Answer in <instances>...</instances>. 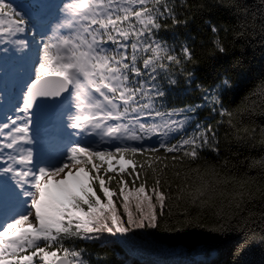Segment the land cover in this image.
<instances>
[{"label":"snow or ice","instance_id":"1","mask_svg":"<svg viewBox=\"0 0 264 264\" xmlns=\"http://www.w3.org/2000/svg\"><path fill=\"white\" fill-rule=\"evenodd\" d=\"M180 4L187 6L185 0H180ZM226 6L247 12L234 0ZM11 7L0 0V54L11 46L18 45V50L28 47V42L19 36L26 32V20L22 16L12 19ZM175 8V0H62L52 35L45 34L39 40L43 46L39 63L35 78L22 96V107L19 105L13 110L14 116L0 121V179L15 182L20 189L17 195L24 198L27 209L0 225V264H89L84 258L86 249L78 248L77 240L96 241L103 234L123 237L136 229H160L161 219L170 214L164 210L172 199L164 178L170 167L168 161L175 168L184 163V158L200 160L204 149L219 154L215 125L205 126L195 117L198 109L207 105L232 123L233 114L219 96L221 87L232 86L227 78L213 86L198 84L201 104L172 108L166 104L162 78L170 87L176 85L170 66L177 65L184 72V62L193 61V51L186 43L181 46L182 60L153 39L154 30L162 27L161 20L171 18L174 25L187 23L177 18ZM60 18L68 20L69 25L61 24ZM205 23L214 36L215 49L224 53L218 26ZM64 27H70L72 34L59 31ZM193 77L194 73L187 72L189 82ZM52 80L57 81L53 92L38 86V82ZM69 89L74 108L68 114V127L77 134L99 135L100 146L74 143L61 165L37 168L29 147L30 110L38 98L57 97ZM260 91L264 93V87ZM193 123L192 132H187ZM243 132L246 138H256L255 128H245ZM173 134L179 135L175 142ZM259 135L264 138V128L259 129ZM154 137L156 144L148 143ZM161 149L171 155H160ZM137 156L144 159H136ZM176 175L179 177V171ZM57 176L61 178L53 179ZM149 176L154 180L150 188L146 187ZM113 181L118 191L110 187ZM137 181H141L138 186ZM237 183L239 190L213 212L215 226L207 228L221 237L239 234L247 226L239 215L246 199L257 195L264 198V185L253 191L247 186L251 180ZM178 191L182 193L183 189ZM206 195L200 191L192 203L199 199L203 204ZM234 218L235 224L245 223L238 228ZM196 226L204 227L203 223ZM65 241L71 246H66ZM250 243L264 244V229L251 235L245 233L236 244V254Z\"/></svg>","mask_w":264,"mask_h":264},{"label":"trees","instance_id":"2","mask_svg":"<svg viewBox=\"0 0 264 264\" xmlns=\"http://www.w3.org/2000/svg\"><path fill=\"white\" fill-rule=\"evenodd\" d=\"M78 2L95 3L96 0ZM228 2L229 0H185V7L180 4V0H175L177 18L187 20V23L174 25L169 18L161 20L162 27L154 30L153 39L161 46H167L172 54L182 60V44L186 43L193 51V61L184 62L186 71L181 72L180 67L174 64L170 66V73L177 80L176 85L170 87L167 79L161 80L167 92L165 100L168 108L201 104L202 93L197 88L198 84L213 86L224 78L232 84L230 88L219 89L223 106L233 114L231 124L227 122L228 117L222 118L218 111L213 112L207 105L198 109L195 117L196 121L205 126L215 125L219 154L204 149L200 160L184 158V163L176 164L175 168L171 167L173 162L168 161L170 167L164 178L168 181L165 187L170 188L172 199L168 201L170 207L164 211L170 214L161 219L160 229H150L149 232L151 242L167 248L173 252L171 256L176 257L165 264H264V244L250 243L239 254L235 252L237 242L245 233L251 235L253 231L259 233L264 229V198L259 195L244 201V211L239 215L245 218L247 226L239 234L231 233L227 237H221L207 230L215 226L212 223L215 219L213 212L222 206V201H227L234 195V191L239 190L237 181L251 180L247 186L253 191L264 185V138L259 135V129L264 128V93L260 91L264 87V0H234L235 4L247 9L246 13L226 6ZM5 3L12 6L9 16L12 19L22 16L26 20L28 33L38 37L34 31V19L16 5L23 3L35 10V0H5ZM63 20L60 18V21ZM205 21L218 26L217 35L225 48L224 53L215 49L214 36ZM69 31L63 33L72 34ZM47 35H52V32ZM42 47L40 45V51ZM139 63L142 67V60ZM164 63L168 62L165 60ZM189 71L194 73L190 82L186 79ZM217 121L220 123L217 124ZM245 128L257 129L256 138H246L243 132ZM178 139L179 135L172 142ZM160 155L171 154H165L161 149ZM136 159L142 160L144 157L137 156ZM177 171L180 173L179 177L176 175ZM140 182L137 181L136 186ZM153 183V178L149 176L146 187L150 188ZM110 187L118 191L115 181ZM131 187L132 184L129 183V188ZM178 189H183V192ZM200 191L207 193L203 204L199 199L193 204L192 198L197 197ZM177 196L181 198L176 199ZM117 207L121 209L119 203ZM236 219L234 218V225L238 228L245 223L241 221L240 224H235ZM187 223L192 226L187 227ZM200 223L204 227L196 226ZM169 228L183 230H165ZM105 236L96 241H76L78 248L86 249L84 258L89 264H162L147 262L142 258L145 257L143 252L137 256L131 255L133 252L122 243ZM65 245L71 246V243L65 241Z\"/></svg>","mask_w":264,"mask_h":264},{"label":"rangeland","instance_id":"3","mask_svg":"<svg viewBox=\"0 0 264 264\" xmlns=\"http://www.w3.org/2000/svg\"><path fill=\"white\" fill-rule=\"evenodd\" d=\"M37 2V7H36V12H33L29 10L27 7L22 5V8L25 9L27 12L33 14V15H38L43 10H54L58 4L56 3V0H36ZM58 15L57 9L55 13V17ZM61 24L64 25H69V22H60ZM40 28L38 27V31L40 33L45 31V27L41 28V25H39ZM54 26V25H53ZM70 29L69 33L72 32V29L70 27H64L62 29H59V31H63L65 29ZM19 36L21 38H27L29 39L28 42V47L25 50H18L19 46H11L9 50L6 52L8 53V60L2 62L0 60V121H4L9 117L7 114H11V116H14V109L18 107L19 105L22 107V96L23 94L26 93V87L28 85V79H27V74L28 72H32L31 68L28 65V61H34L37 51H38V43L36 40L33 38H28L27 33H20ZM1 79H4V85H2ZM15 86L16 87V100L17 104L10 105L12 104V98L10 97L9 93L10 91H3L1 88H5L6 86ZM74 108V104L70 103L68 109L72 111ZM68 111L67 114L64 116L66 120H68ZM31 116V115H30ZM31 137H32V142L29 145L31 148L33 155H34V160L40 161L37 164V168L39 166H44L46 168H51V167H56L61 165L64 162V159L67 155V153H63L62 151L58 150L59 154H55L51 151H48L45 149L43 146L45 145L43 142L40 140V132L35 128V121L33 120L31 116ZM194 128V123L190 124L187 129L189 130L188 132H192ZM37 133V134H35ZM85 137H87L90 140H95L97 137H100L99 135H85L82 134ZM177 136V134H173L172 140ZM96 141V140H95ZM156 138L154 137L152 140L148 141V143H156ZM63 153V154H62ZM71 163V162H69ZM60 176L54 177L53 179H60ZM25 187H29L28 185H25ZM20 189L19 187L15 184L14 181L8 179V180H3L0 179V217L2 215H6L4 218V221L6 222L9 219V216L13 211H21L24 209L26 212L27 209L24 206V201L22 196H18L17 193H19ZM159 209V206H157ZM121 214L123 213V209H119ZM135 211L134 207L132 209ZM23 213V212H22ZM34 215V213H33ZM30 219L32 217L30 216ZM126 219V217H125ZM11 220V219H10ZM8 220V221H10ZM7 221V222H8ZM150 229H136L133 230L127 234H125L123 237L117 235L116 237H111L108 234H103V237L105 236L107 239H111L113 241H118L119 243H122L125 247L128 248L129 251H132L131 255H138L139 253L143 252L145 254L144 258L147 262H152V263H168L169 261L174 260L176 257H172L171 253L167 248L162 247L160 245H157L154 242H151V237H150ZM122 245V246H123ZM143 254V256H144ZM140 257V256H139Z\"/></svg>","mask_w":264,"mask_h":264},{"label":"water","instance_id":"4","mask_svg":"<svg viewBox=\"0 0 264 264\" xmlns=\"http://www.w3.org/2000/svg\"><path fill=\"white\" fill-rule=\"evenodd\" d=\"M56 84L57 81L55 80L48 81L44 84H39L38 82V86L41 89H46L49 92L55 91ZM68 93L69 90L61 93V95L57 97L50 95L48 97H42L36 100V102L34 103V107L30 110V112L34 115V117L42 125V127H48L51 124V121L55 117L56 111L64 102Z\"/></svg>","mask_w":264,"mask_h":264},{"label":"bare ground","instance_id":"5","mask_svg":"<svg viewBox=\"0 0 264 264\" xmlns=\"http://www.w3.org/2000/svg\"><path fill=\"white\" fill-rule=\"evenodd\" d=\"M69 102L67 101L59 110V115H63L66 110H68ZM41 139H47L45 144L47 145V148L57 153L55 148H58L60 151L64 150L68 145H70L66 140V133L63 129V126L59 120L54 121L51 128L42 130ZM54 139V140H53ZM54 144V146L52 145ZM45 145V147H46Z\"/></svg>","mask_w":264,"mask_h":264}]
</instances>
